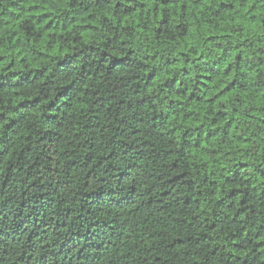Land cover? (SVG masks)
I'll list each match as a JSON object with an SVG mask.
<instances>
[{
	"label": "trees",
	"instance_id": "1",
	"mask_svg": "<svg viewBox=\"0 0 264 264\" xmlns=\"http://www.w3.org/2000/svg\"><path fill=\"white\" fill-rule=\"evenodd\" d=\"M0 264H264V0H0Z\"/></svg>",
	"mask_w": 264,
	"mask_h": 264
}]
</instances>
